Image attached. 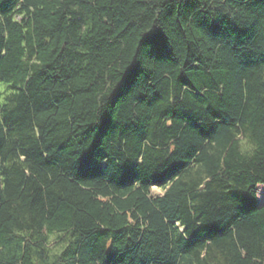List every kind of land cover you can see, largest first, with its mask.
<instances>
[{"label":"trees","instance_id":"16d2710c","mask_svg":"<svg viewBox=\"0 0 264 264\" xmlns=\"http://www.w3.org/2000/svg\"><path fill=\"white\" fill-rule=\"evenodd\" d=\"M259 185L264 0H0V264H264Z\"/></svg>","mask_w":264,"mask_h":264},{"label":"rangeland","instance_id":"374dc122","mask_svg":"<svg viewBox=\"0 0 264 264\" xmlns=\"http://www.w3.org/2000/svg\"><path fill=\"white\" fill-rule=\"evenodd\" d=\"M3 87H1L2 89ZM162 190L159 188H152L151 193L153 196L157 197L162 195ZM256 194H257V202L258 205L261 206L264 204V185H259L256 189ZM57 239L56 236H51L49 237V244H50V253L51 254H56L60 251L59 247H54V243H56ZM54 244V245H53Z\"/></svg>","mask_w":264,"mask_h":264}]
</instances>
